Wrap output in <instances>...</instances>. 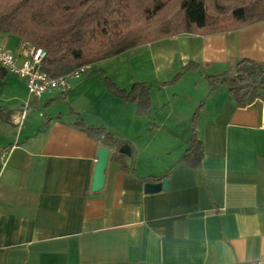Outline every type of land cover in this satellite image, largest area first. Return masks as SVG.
Returning a JSON list of instances; mask_svg holds the SVG:
<instances>
[{"label":"crops","instance_id":"1","mask_svg":"<svg viewBox=\"0 0 264 264\" xmlns=\"http://www.w3.org/2000/svg\"><path fill=\"white\" fill-rule=\"evenodd\" d=\"M19 44L12 35L0 40L18 54L17 64ZM141 48L150 83L132 75L118 84L103 69L97 77L124 90L144 82L148 114H137L134 102L104 82L99 93L107 103L97 110L96 95L82 92L95 81L93 66L67 93L37 96L16 73L0 77V264H264V102L239 106L225 86L211 89L208 81L237 59L264 66V20L124 52ZM186 61L196 65L184 72L194 81L180 84L182 74L170 82ZM23 109L17 126L12 117ZM78 120L129 142L132 170L121 169L111 149L103 187L93 191L101 144ZM193 125L203 145L197 168L180 160ZM163 174L166 189L143 190L160 181L145 178Z\"/></svg>","mask_w":264,"mask_h":264},{"label":"trees","instance_id":"2","mask_svg":"<svg viewBox=\"0 0 264 264\" xmlns=\"http://www.w3.org/2000/svg\"><path fill=\"white\" fill-rule=\"evenodd\" d=\"M172 5L175 14L165 16ZM260 20H264V0H0V40L12 35L20 43L42 47L46 53L40 69L50 77L173 35L223 31ZM195 66L186 64L184 70ZM5 73L6 69L0 66V77ZM179 76L180 73L170 82ZM103 79L110 92L136 104L137 114H148L150 98L144 82H134L124 90L108 77ZM208 81L211 89L225 86L239 106L254 100L264 102V66L255 60L237 59L221 73L208 76ZM77 123L113 150L121 169L132 170L134 150L129 142L104 127H85L80 120ZM123 144L130 146L131 163L117 151ZM202 157V141L193 125L180 160L197 168ZM166 176L145 180H162Z\"/></svg>","mask_w":264,"mask_h":264},{"label":"built area","instance_id":"3","mask_svg":"<svg viewBox=\"0 0 264 264\" xmlns=\"http://www.w3.org/2000/svg\"><path fill=\"white\" fill-rule=\"evenodd\" d=\"M19 48L22 60L17 64L18 54L0 45V66L22 77L28 92L37 96L50 90L67 93L71 88L72 80H81L92 70L93 63H86L65 74L50 77L40 69L41 60L46 53L42 47L21 42ZM24 115L25 109L13 116L12 122L20 126ZM4 157L5 153L0 152V159Z\"/></svg>","mask_w":264,"mask_h":264},{"label":"rangeland","instance_id":"4","mask_svg":"<svg viewBox=\"0 0 264 264\" xmlns=\"http://www.w3.org/2000/svg\"><path fill=\"white\" fill-rule=\"evenodd\" d=\"M175 11H176L175 5H172V6H170V8H168L166 10L165 16L169 15L170 12H172V15H173V14H175ZM142 50L143 49L141 48L139 50L136 49L135 51H132V52L127 51V52H124V53H122L116 57H111V58L101 60V61H96L93 63V70L90 72V75L93 76L96 74L95 75L96 78L94 79L95 81H91L87 87L83 88L82 92L84 94L86 93L88 95L90 93L96 95L94 102H96L95 104L98 106L97 110H100V108L102 107V105L100 103L101 101L107 103L106 99L104 101V99L100 96V93H99V88L102 86V82H104V79L102 78L103 76L98 78L97 74L102 73V75H103L104 73H103L102 69L105 70L106 73H108L110 75L109 77L113 81H115V83H118V84L128 83L127 81L129 79H132V75H134L133 76L134 79H136L137 77H140L141 75H144L148 79L147 83L151 82L150 76L152 75V72L149 71L150 65L148 63V60L146 59L147 56L144 54L143 55L139 54V52ZM186 64H189V62L186 61V63H184L181 67H180V65L175 66L176 75L180 73V76L176 81L181 79V76H182V74H184V72H187L188 69L184 70L185 69L184 66ZM201 70H202V68H201ZM117 72H118V75H115V73H117ZM173 73L171 74V72L169 73V71H168V73L164 72V73L160 74V77H161V79H166L167 77H171L173 75ZM194 79H195V76L193 75V73H185L184 76L182 77V81L180 84L187 83V86H188V83L193 82ZM87 81H89V80H87ZM129 81H131V80H129ZM176 81H174V82H176ZM73 82H75V81L72 80L71 83L73 84ZM84 82H82V84ZM187 86L185 85L184 89L181 90V93H184L185 96L188 93ZM113 95H115V94H113ZM98 100H99V102H98ZM91 113H92V109L89 111L87 110V112H86V114H91ZM95 114H97V113H95ZM41 119L44 120L43 117Z\"/></svg>","mask_w":264,"mask_h":264},{"label":"water","instance_id":"5","mask_svg":"<svg viewBox=\"0 0 264 264\" xmlns=\"http://www.w3.org/2000/svg\"><path fill=\"white\" fill-rule=\"evenodd\" d=\"M117 151L120 154H123L127 157L131 156L130 146L127 144L121 145L117 149ZM110 153H111V149L105 145L101 144L97 148V157H96V162H95L93 176H92V184H91V189L93 191L101 189L103 187L104 178H105L104 170H105V167L107 165ZM166 187H167V180L166 179H162V180L157 181V182L147 181L143 184V190L145 192H148V193L156 192V191H159L161 189H166Z\"/></svg>","mask_w":264,"mask_h":264}]
</instances>
